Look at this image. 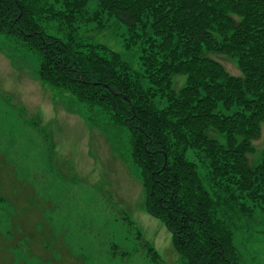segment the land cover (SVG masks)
<instances>
[{
  "label": "trees",
  "instance_id": "16d2710c",
  "mask_svg": "<svg viewBox=\"0 0 264 264\" xmlns=\"http://www.w3.org/2000/svg\"><path fill=\"white\" fill-rule=\"evenodd\" d=\"M109 20L142 46L141 75L77 38L81 26L103 30ZM52 23L64 38L47 31ZM0 35L38 56L43 86L127 131L145 211L171 234L182 264H239L230 212H264V150L248 160L264 129V0H0ZM208 54L234 59L241 76ZM176 75L185 77L177 92ZM189 152L208 162L211 190Z\"/></svg>",
  "mask_w": 264,
  "mask_h": 264
},
{
  "label": "rangeland",
  "instance_id": "374dc122",
  "mask_svg": "<svg viewBox=\"0 0 264 264\" xmlns=\"http://www.w3.org/2000/svg\"><path fill=\"white\" fill-rule=\"evenodd\" d=\"M47 31L64 38L56 24ZM77 38L115 52L132 73H143L142 46L130 44L121 22L109 20L103 30L88 23ZM208 56L241 76L234 59ZM39 65L33 51L0 35V264H182L171 234L145 211L127 131L107 128L98 110L89 117L74 96L43 86ZM141 84L148 86L144 79ZM184 84V76L173 77L175 92ZM252 146L248 160L254 165L264 150V129ZM187 158L211 190L208 162L192 152ZM227 223L239 264H264V212L232 211Z\"/></svg>",
  "mask_w": 264,
  "mask_h": 264
}]
</instances>
